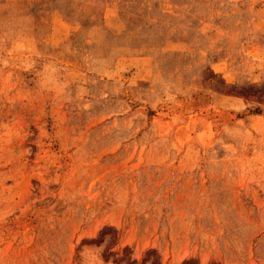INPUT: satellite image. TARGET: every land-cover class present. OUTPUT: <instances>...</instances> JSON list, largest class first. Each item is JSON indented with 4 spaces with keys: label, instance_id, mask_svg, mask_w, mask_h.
<instances>
[{
    "label": "rangeland",
    "instance_id": "rangeland-1",
    "mask_svg": "<svg viewBox=\"0 0 264 264\" xmlns=\"http://www.w3.org/2000/svg\"><path fill=\"white\" fill-rule=\"evenodd\" d=\"M0 264H264V0H0Z\"/></svg>",
    "mask_w": 264,
    "mask_h": 264
},
{
    "label": "clouds",
    "instance_id": "clouds-1",
    "mask_svg": "<svg viewBox=\"0 0 264 264\" xmlns=\"http://www.w3.org/2000/svg\"><path fill=\"white\" fill-rule=\"evenodd\" d=\"M57 68L54 64H49L45 68L44 75L41 79L40 87L42 90H60L62 91V85L58 82L55 73Z\"/></svg>",
    "mask_w": 264,
    "mask_h": 264
}]
</instances>
